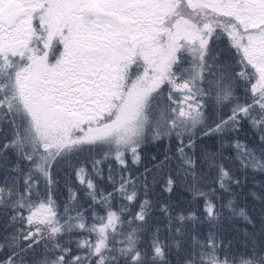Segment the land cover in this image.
Returning a JSON list of instances; mask_svg holds the SVG:
<instances>
[{"label": "snow or ice", "instance_id": "obj_1", "mask_svg": "<svg viewBox=\"0 0 264 264\" xmlns=\"http://www.w3.org/2000/svg\"><path fill=\"white\" fill-rule=\"evenodd\" d=\"M0 264H264V0H0Z\"/></svg>", "mask_w": 264, "mask_h": 264}, {"label": "trees", "instance_id": "obj_2", "mask_svg": "<svg viewBox=\"0 0 264 264\" xmlns=\"http://www.w3.org/2000/svg\"><path fill=\"white\" fill-rule=\"evenodd\" d=\"M228 225L227 224H225V227H227ZM204 230V232L206 233V231H207V228H204L203 229Z\"/></svg>", "mask_w": 264, "mask_h": 264}]
</instances>
